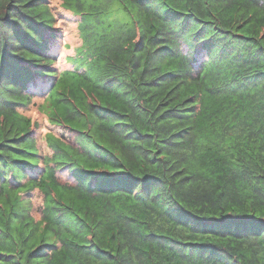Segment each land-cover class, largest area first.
<instances>
[{
	"label": "trees",
	"instance_id": "1",
	"mask_svg": "<svg viewBox=\"0 0 264 264\" xmlns=\"http://www.w3.org/2000/svg\"><path fill=\"white\" fill-rule=\"evenodd\" d=\"M87 1L59 74L47 0H0V264H264V0ZM72 73L85 90L51 125L74 141L40 159L15 108Z\"/></svg>",
	"mask_w": 264,
	"mask_h": 264
},
{
	"label": "rangeland",
	"instance_id": "2",
	"mask_svg": "<svg viewBox=\"0 0 264 264\" xmlns=\"http://www.w3.org/2000/svg\"><path fill=\"white\" fill-rule=\"evenodd\" d=\"M119 4L121 0H118ZM79 0H47L45 4L49 5L51 16L53 17L54 24V42L48 45V50L50 57L54 59L51 71L57 73H62L65 70L71 68V60L77 53V49L82 45V33L83 28L86 23H95V19L100 18L96 9L92 6V1L80 0L81 6L83 7L81 13L85 16L86 21L81 27L79 32V23L80 20L69 10L77 11ZM62 3L64 4L62 6ZM94 4V3H93ZM97 8L104 6V2L95 3ZM104 17V16H102ZM110 21H113V24H122L124 22L125 14L120 13L119 10L114 9L108 14ZM47 50V51H48ZM77 76L75 74H65L61 77V80L57 82L58 79L48 80L45 79L42 82L39 81L36 88L31 90L32 92L28 93L30 100L26 106L18 105L16 106V111L24 118L29 119L32 124L31 135L36 141V146L39 148L38 158L42 159L41 155L50 156L52 150L47 143V135L52 134L56 138L60 139L65 143H73L74 137L71 133L67 132L63 127H54L51 124L57 123V120L62 118L64 115L63 109L66 107L65 96L71 94V96L79 95L81 90H85L84 87H80V82L77 81ZM27 79V78H26ZM57 82V83H56ZM52 83H56V87L53 91H50ZM50 91V92H49ZM51 93L53 98L46 99L47 93ZM26 94V93H24ZM73 106V105H72ZM71 106V107H72ZM70 107V108H71ZM72 113V112H71ZM52 115H56V119H53L50 122ZM55 120V121H54ZM57 125V124H56ZM59 125V124H58ZM228 130L231 133L235 132L238 126L234 123L226 124ZM82 158V157H81ZM83 159V158H82ZM85 162H88L84 160ZM43 165L41 164L36 170L28 169V178L31 176H38ZM58 175V176H57ZM56 177L60 178L63 181H69L67 170H61L56 174ZM28 178L21 179L22 182H26ZM58 178V179H59ZM12 177L10 178V180ZM71 182V180H70ZM13 186H16L12 182ZM23 199H28L29 203L26 204L29 214L36 221H41L43 217L44 210V194L39 192L38 188H34L32 191L22 194ZM13 199V198H12Z\"/></svg>",
	"mask_w": 264,
	"mask_h": 264
}]
</instances>
